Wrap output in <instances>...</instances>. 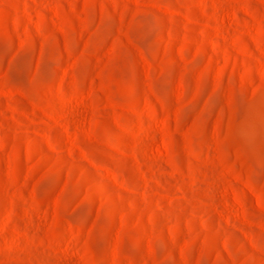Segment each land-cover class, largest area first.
<instances>
[{
  "label": "rangeland",
  "instance_id": "obj_1",
  "mask_svg": "<svg viewBox=\"0 0 264 264\" xmlns=\"http://www.w3.org/2000/svg\"><path fill=\"white\" fill-rule=\"evenodd\" d=\"M0 264H264V0H0Z\"/></svg>",
  "mask_w": 264,
  "mask_h": 264
}]
</instances>
